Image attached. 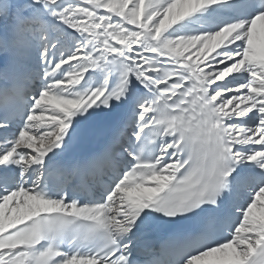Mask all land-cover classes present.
Masks as SVG:
<instances>
[{
  "label": "snow or ice",
  "instance_id": "obj_1",
  "mask_svg": "<svg viewBox=\"0 0 264 264\" xmlns=\"http://www.w3.org/2000/svg\"><path fill=\"white\" fill-rule=\"evenodd\" d=\"M0 264H264V0H0Z\"/></svg>",
  "mask_w": 264,
  "mask_h": 264
}]
</instances>
